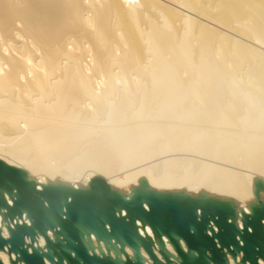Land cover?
<instances>
[{
  "label": "bare ground",
  "instance_id": "1",
  "mask_svg": "<svg viewBox=\"0 0 264 264\" xmlns=\"http://www.w3.org/2000/svg\"><path fill=\"white\" fill-rule=\"evenodd\" d=\"M0 159L43 184L99 175L128 194L145 180L249 213L264 182V0H0Z\"/></svg>",
  "mask_w": 264,
  "mask_h": 264
},
{
  "label": "water",
  "instance_id": "2",
  "mask_svg": "<svg viewBox=\"0 0 264 264\" xmlns=\"http://www.w3.org/2000/svg\"><path fill=\"white\" fill-rule=\"evenodd\" d=\"M263 192L264 182L257 179L247 213L230 199L158 191L145 180L128 194L99 175L85 188L43 184L0 159V216L8 231L4 237L0 228V253L7 251L10 264H147L142 250L152 264H230V258L235 264H259L264 262ZM146 227L153 237L141 235ZM40 237L44 247L36 245Z\"/></svg>",
  "mask_w": 264,
  "mask_h": 264
}]
</instances>
